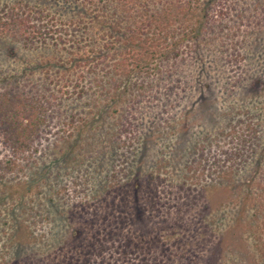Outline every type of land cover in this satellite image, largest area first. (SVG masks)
I'll list each match as a JSON object with an SVG mask.
<instances>
[{
    "label": "rangeland",
    "instance_id": "1",
    "mask_svg": "<svg viewBox=\"0 0 264 264\" xmlns=\"http://www.w3.org/2000/svg\"><path fill=\"white\" fill-rule=\"evenodd\" d=\"M180 2L0 0V99L46 109L0 143V264H264V0Z\"/></svg>",
    "mask_w": 264,
    "mask_h": 264
},
{
    "label": "trees",
    "instance_id": "2",
    "mask_svg": "<svg viewBox=\"0 0 264 264\" xmlns=\"http://www.w3.org/2000/svg\"><path fill=\"white\" fill-rule=\"evenodd\" d=\"M177 1H182V2L175 4V9L178 11H182L183 14H187L190 13L194 3L198 4L200 3V1H204V0H177ZM217 1L218 0H205L204 3L206 5L203 6V11H204L203 17L207 19V17L209 16V8H210V6L208 5L214 4V6L216 7ZM15 8L16 7H11V8L9 7V11L10 12H12L13 10L15 11ZM220 11L221 10H219V12ZM29 13L30 12H28L27 15L17 14V12L8 13L7 15L9 16L10 22L7 23V26L8 24L10 25V23L12 25L14 23L15 27L17 26V31H18L17 35L20 37V39H22V41L25 44H28L30 41L32 42L34 40H38V42L42 43L45 42L46 39L48 38L52 39L53 36L45 32L48 29L43 28L38 23L39 20H37V22L35 21L36 19L39 18H36L37 16L35 17L33 16L34 14H29ZM145 19L146 18H143V16L138 15L137 17H135L134 20H132L134 25L137 26L138 28L134 30L129 29L132 35L128 37V40L129 42L130 41L132 42L128 43L129 45L128 47L133 49L132 58L134 59L133 60L134 62L132 63L134 64L146 62L149 59H153L152 57L154 56V52H152L151 50L146 48L142 49L145 38H144V32H142L143 30L141 29L145 26V21H146ZM5 26L6 25L4 23L3 28H5ZM53 32L50 33L53 34ZM121 34L126 35L127 33L125 32ZM57 38L60 42H63L61 36L58 35ZM125 40L127 39L125 38L124 41ZM136 40L138 43L136 45L137 46L139 45V47H141L140 49L137 50L135 49L136 47L135 44H133L135 43ZM94 65L95 67H97L98 64H94ZM116 65L118 66V64ZM90 67H94V66H90ZM93 69L95 70V68ZM75 83H76L75 85H77V83H79L78 80H76ZM98 85L101 89L104 86L103 82ZM59 91H61V89ZM43 105H44V101L40 99L32 100L28 96L24 95L22 91L21 92L17 91L15 93L12 92L10 93L8 91L7 93H4V97L0 99V143L2 147L9 149L13 153V156L16 154L24 153L33 145V143H35V141L39 139L41 135L40 134L41 126L43 122L46 120V112H45L46 109L44 108Z\"/></svg>",
    "mask_w": 264,
    "mask_h": 264
}]
</instances>
